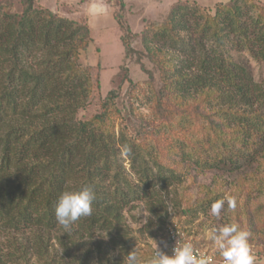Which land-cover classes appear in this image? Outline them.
<instances>
[{"label":"trees","instance_id":"trees-1","mask_svg":"<svg viewBox=\"0 0 264 264\" xmlns=\"http://www.w3.org/2000/svg\"><path fill=\"white\" fill-rule=\"evenodd\" d=\"M112 1L117 7L113 18L127 35L120 37L123 63L131 64L135 56L133 63L151 78L142 62L151 51L144 46L146 51L136 55L122 22L124 1ZM244 2L212 10L186 1L171 6L165 21L175 24L193 11L209 19L216 26L211 36L217 49L205 51L201 36L184 46L188 59L165 68L151 102L158 120L149 123L118 105L120 94L114 89L96 113L78 117L88 106L90 82L81 69L100 70L87 63V25L35 7V0H17V10L0 15V264H92L95 255L110 264L113 252L104 237L122 254L117 264H124L133 251V245L127 247L133 232L124 211L144 204L161 220L174 183L185 178L196 183L200 176L229 167L238 171L242 162L250 165L264 156V85L243 65L223 57L225 37L234 25L252 58L264 65V30L256 20L259 33L246 34L236 5ZM31 54L36 61L27 64L24 57ZM120 68L121 83L135 88L126 67ZM113 117L122 118L134 135L120 132L116 137ZM121 145L134 153L130 157L138 162L137 179L120 162ZM84 184L96 192L93 213L65 230L55 219L56 201L63 191ZM147 227L151 232V221ZM153 248L146 245L142 256L150 258Z\"/></svg>","mask_w":264,"mask_h":264},{"label":"rangeland","instance_id":"rangeland-1","mask_svg":"<svg viewBox=\"0 0 264 264\" xmlns=\"http://www.w3.org/2000/svg\"><path fill=\"white\" fill-rule=\"evenodd\" d=\"M83 1L35 0V7L49 9L68 21H80L82 25H87L89 28L91 43L87 49V63L99 65L100 70L94 67L85 70L86 66L81 69L83 79H90L91 83L88 82L89 94L85 102L88 106L79 112L78 117L86 119L96 113L106 93L114 89L120 94L117 99L118 105H126L133 117L141 118L149 123L158 120L157 116L152 113L151 102L160 86L165 68L168 69L178 65L181 60L188 59V53L184 51V46L186 45L188 48L194 44L196 38L201 36L205 51L210 52L212 49H217L216 42L211 36L212 30L216 26H213L209 19L190 10L193 13L183 21L180 18L175 19V24L174 21H165L171 6L178 1H186L199 8L212 10L220 4H228L234 0H123L125 9L121 15L122 22L130 30L131 47L137 50L135 51L136 55L146 51L144 46L151 51L150 58L142 59L144 68L152 75L151 78L146 72L140 71L137 64L133 63L135 56L130 58L133 61L131 64L122 61L123 48L120 37L127 35L120 30L110 15L111 11H117V7L113 6V1H90L91 10L89 11H92V15L102 13L98 22H95L96 18L91 15L88 19L86 5ZM93 3L98 11H93ZM16 4L17 0H0V15L17 10L18 4ZM236 5L242 12L240 20L247 26L246 34L249 31H253L254 35L256 32L259 33V25L264 30V0H245L244 3ZM258 14L262 16L263 20L258 17ZM256 20H259V25L254 28ZM162 21L166 22L163 26L160 24ZM183 27L185 28L183 29ZM230 28L231 30L224 31L227 33L228 30L231 33L227 39L222 34L225 37L224 59L230 58L243 65L248 69L255 82L264 85V65L252 58L247 50L248 42L240 35L238 28L234 25ZM193 55L197 61L200 60L199 52L195 51ZM24 61L27 64L34 63L36 57L31 54V56L24 57ZM159 62L164 66V70L160 69L157 64ZM121 65L126 67L128 79H131L135 84V88L126 81L121 83L124 77ZM97 78H99L98 85ZM112 123L116 137L120 136V132H124L129 137L134 135L133 128L125 125L122 118L113 117ZM123 147L121 145L120 162L126 173L132 179H137L138 162H133L134 153L131 152L132 150L125 153ZM250 162H252L250 165L242 162L244 166L238 171H233L228 166L230 170L225 168L212 173L213 175L200 176L196 183L192 182L191 178H185L181 180V183H174L168 190L167 212L163 214L161 220L151 214L144 204L135 206L133 210L124 211V219L133 232L127 247L133 245V251H139L137 254L141 260L147 261L149 256H145L146 258L142 256L146 245L152 247H155V243L160 245L164 241L166 227L175 225L183 232L187 242H191L195 248L207 251L214 258L220 260L219 254L213 248L207 234L212 228H219L227 223H236L240 228L250 233L249 244L252 253L256 257L261 255L264 258V156L255 161L252 159ZM199 186L202 189L198 188ZM227 197L235 198V208L229 209L226 201L220 215L212 216L210 212L212 203ZM156 205L158 206V204ZM149 221L153 224L151 232L147 227ZM103 241L106 244L109 243V251L113 252L110 264H117L116 261L119 260L116 259L122 254L117 250L118 248H115V251L112 250L113 245L109 238L104 237ZM92 264L104 263L98 255H95Z\"/></svg>","mask_w":264,"mask_h":264},{"label":"clouds","instance_id":"clouds-1","mask_svg":"<svg viewBox=\"0 0 264 264\" xmlns=\"http://www.w3.org/2000/svg\"><path fill=\"white\" fill-rule=\"evenodd\" d=\"M92 8L94 12L98 11L95 4ZM123 151L127 153L130 149L125 145ZM96 198V192L90 184L63 191L54 207L57 224L67 230L80 219L91 216ZM226 201L229 209L235 208L234 197L222 198L212 203L211 215L218 217ZM207 235L219 254L221 264H256L257 258L249 244L250 233L236 223L212 228ZM124 264H212V260L206 254L198 253L191 242L178 240L170 256L158 250L155 243L152 255L147 261H142L138 254L132 251L126 256Z\"/></svg>","mask_w":264,"mask_h":264},{"label":"built area","instance_id":"built-area-1","mask_svg":"<svg viewBox=\"0 0 264 264\" xmlns=\"http://www.w3.org/2000/svg\"><path fill=\"white\" fill-rule=\"evenodd\" d=\"M185 242V235L175 225H169L165 229L164 241L157 245L158 250L164 252L167 255H172V249L174 248L177 241ZM198 253L206 254L212 260V264H221L220 260L214 258L207 251L199 250L195 248ZM154 250V248H153ZM152 250V252H153Z\"/></svg>","mask_w":264,"mask_h":264},{"label":"crops","instance_id":"crops-1","mask_svg":"<svg viewBox=\"0 0 264 264\" xmlns=\"http://www.w3.org/2000/svg\"><path fill=\"white\" fill-rule=\"evenodd\" d=\"M91 1V0H90ZM90 1L88 2V4H86V14L88 15V19L90 18V16L89 15H91L93 18H96V21L95 22H98V21H100V19H98L101 15H102V13H100V14H98V15H92L93 13H92V11H89V10H91V3H90ZM94 4V3H93ZM113 12L111 11V16H112V19L114 20V18H113V14H112ZM89 22V21H88ZM94 22V23H95ZM89 24H90V22H89ZM91 26V25H90ZM256 264H264V258H261V259H258L257 258V262H256Z\"/></svg>","mask_w":264,"mask_h":264}]
</instances>
